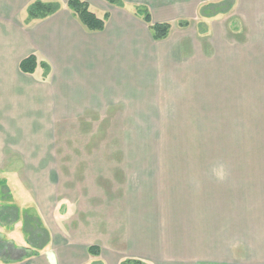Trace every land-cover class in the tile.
Returning a JSON list of instances; mask_svg holds the SVG:
<instances>
[{
    "label": "crops",
    "instance_id": "1",
    "mask_svg": "<svg viewBox=\"0 0 264 264\" xmlns=\"http://www.w3.org/2000/svg\"><path fill=\"white\" fill-rule=\"evenodd\" d=\"M32 1L0 0V206L17 207V228L24 215L37 217L49 241L6 264H264V161L212 163L205 150L199 162L121 165L124 217L112 247L72 222L54 147L60 123L115 107L129 116L125 108L145 106L147 69L171 74L182 59L199 57L205 105L217 99L221 115L234 117L233 137L247 129L263 140L264 0H84L98 17L109 14L99 31L85 28L67 0H42L59 10L29 20ZM137 7L152 23L171 24L166 38L153 39ZM30 54L37 66L22 72Z\"/></svg>",
    "mask_w": 264,
    "mask_h": 264
},
{
    "label": "rangeland",
    "instance_id": "2",
    "mask_svg": "<svg viewBox=\"0 0 264 264\" xmlns=\"http://www.w3.org/2000/svg\"><path fill=\"white\" fill-rule=\"evenodd\" d=\"M188 60L182 59L171 74L155 67L151 69L157 73H148L147 69L145 106L129 105L125 108L129 116L122 117V108L115 107L108 109V116L90 113L57 125L54 147L63 175L60 189L71 211L76 212L71 220L86 224V236L92 241L95 238L94 244L103 241L116 247L120 240L115 234H120L124 217L123 164L130 168L135 163L199 162L205 158V150L212 163L264 161V139L249 137L247 129V137H233L229 119L234 117L230 113L228 117L221 115L217 99L214 105H205L200 57L194 62ZM221 111L225 113L227 108ZM134 112L137 115L133 116ZM90 221H98L96 231V225L90 228ZM17 223L19 216L12 223L0 222V264L30 247L22 229L23 219L19 228ZM110 231L109 239L104 240Z\"/></svg>",
    "mask_w": 264,
    "mask_h": 264
},
{
    "label": "trees",
    "instance_id": "3",
    "mask_svg": "<svg viewBox=\"0 0 264 264\" xmlns=\"http://www.w3.org/2000/svg\"><path fill=\"white\" fill-rule=\"evenodd\" d=\"M111 4L122 6L121 0H105ZM67 8L72 14L82 23V25L90 31H99L103 29L105 21L108 19L109 14L104 13L102 17H98L93 11L90 10L89 4L84 0H67ZM60 8V4L55 1H42L33 0L26 8L27 18L43 19L49 15L54 14ZM135 13L140 15L143 20L148 24L154 40H162L167 37L171 29L169 22L152 23L150 14L145 7H137ZM179 26H186L188 22H179ZM45 73L48 71V64L41 62ZM37 66V57L34 54H30L23 58L19 62V69L25 73H33ZM18 220V209L14 205L0 206V222L12 223ZM23 232L27 236V241L30 247L24 249V253L21 257L36 255L41 249L47 245L49 241V234L46 228L41 226L39 219L33 215H24L23 217ZM88 252L92 255L99 254V247L97 245H91L87 248ZM20 257V258H21ZM13 257L8 262L17 259ZM91 264H103L102 262H92ZM119 264H144L141 260L125 258L120 261Z\"/></svg>",
    "mask_w": 264,
    "mask_h": 264
}]
</instances>
